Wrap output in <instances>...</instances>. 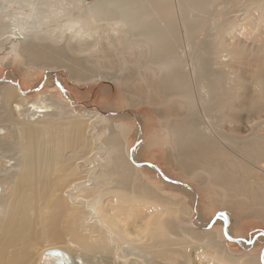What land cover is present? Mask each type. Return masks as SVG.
<instances>
[{
    "label": "bare ground",
    "instance_id": "obj_1",
    "mask_svg": "<svg viewBox=\"0 0 264 264\" xmlns=\"http://www.w3.org/2000/svg\"><path fill=\"white\" fill-rule=\"evenodd\" d=\"M47 1L0 0V43H4L1 42L2 38V41L16 42L13 46L14 58L19 55L26 60L24 66L46 69L49 75L55 71L47 68L66 67L75 81L85 80L87 73L92 72V66L88 65L98 64V69L105 67L106 61L103 60L104 64L95 62L96 59L102 61V53L107 55L108 63L116 59L106 47L102 53L80 57L97 44H91L90 38L86 40L80 36L75 43L77 34L72 30L68 35L42 33L39 27L50 18ZM141 1L143 4L137 6L136 3H140L138 0H94L88 10L97 21L118 22L126 28L132 37L131 45L141 47L149 55L147 62L151 68L160 69L158 81L174 80L166 92L163 90L164 96L179 91L184 101L196 109L193 116L199 114L196 129L191 127V130H186L188 124L183 122L170 129L172 153L181 159L183 167L191 165V161H204L207 163L204 169L215 186L232 192L240 191L239 184L244 182L242 168L248 166L264 173V128L263 134L246 141V136L241 137L240 133L239 136L232 135L236 131L235 124L243 121L241 116H237V110L244 109L242 101L236 103L238 108L232 110L234 115H228L225 119L221 117L222 100L227 98L223 95L226 90L219 84L216 86L213 81L223 74L215 76L207 64L202 65L207 57L202 50L194 53L188 31L193 21L190 17L186 18L188 13L184 12L198 11L204 0H173V9L172 0ZM15 6L17 9L12 11ZM223 57L217 65L222 66L226 62ZM174 59L177 61L170 64ZM14 62L12 59L8 64ZM139 73L146 75L148 82L152 80L145 70ZM55 76L60 79L58 87L61 93L57 94L43 89L30 95L25 93L13 71H8L0 79V193L4 190L2 185L6 181L10 183L6 193L0 194V264H23L25 261H30L28 264H55V257L49 254L53 251L60 253L62 264H198L197 260L203 264H261L257 258L243 259L230 254L222 235L208 231L212 223L202 226L198 224L199 220H194L192 225L188 223L186 230L179 229L175 220L180 218L187 223V211L182 206L184 203H170L154 189L143 185L137 178L139 176L134 175L140 169L130 159L127 160L129 157H120L125 153V146L118 143V135L122 138L119 133L121 126L110 121L115 118L111 116L108 119L105 117L107 113L96 112L94 120L91 117L82 119L83 106L74 103L60 76ZM235 80L229 84L234 96L231 95L230 100L239 97L237 87L240 81L237 79L236 87L233 84ZM126 83L123 79V84ZM35 85L32 89L37 91L39 84ZM152 86L157 90V84L151 83ZM253 95V102L250 103L254 106L256 97ZM62 99L72 101L71 111H68L66 107L69 106ZM207 104L214 107V116L207 114ZM83 112L86 115L90 113L85 109ZM128 114L133 115V112ZM121 116L118 114L116 117ZM222 121L226 124L229 122V126L233 125L234 128L226 130L213 124L219 126ZM95 122H100L98 139L106 144V148L101 144L103 148L99 149L89 137L88 130L96 127ZM181 126L184 127L183 134L179 131ZM5 131L12 134L14 141L6 139ZM185 133L190 137L186 138ZM221 149L227 150L231 159L221 154ZM208 156L226 157V163L232 169H219L222 159L213 168L214 163L208 164L210 159L205 161ZM220 158H216V161ZM81 160L85 164H92V168L81 173ZM120 160H125L126 164ZM234 160L246 166L238 165ZM143 167L151 169L148 165ZM152 169L156 172L159 170L155 167ZM191 169L190 173L193 171ZM159 174L164 175L160 171ZM170 182L175 185L172 180ZM192 192L195 194L194 190ZM195 195H191L192 201L199 196ZM256 198L258 196H250L247 201ZM229 203L239 206L238 201L226 202L227 205ZM197 207L198 204H195L194 209L197 210ZM225 214L221 219L228 224L229 219ZM230 242L235 245L239 241L232 239Z\"/></svg>",
    "mask_w": 264,
    "mask_h": 264
},
{
    "label": "rangeland",
    "instance_id": "obj_2",
    "mask_svg": "<svg viewBox=\"0 0 264 264\" xmlns=\"http://www.w3.org/2000/svg\"><path fill=\"white\" fill-rule=\"evenodd\" d=\"M47 2L50 7V18L48 21L45 20L47 23L45 22L39 27L42 33L49 32L52 35H56L57 33L68 35L72 30V32L77 34L74 37L75 43L80 36L81 38L85 37L84 39L86 40L90 38L91 44H97V47H91L90 52L82 53L80 57L96 55L106 47L107 51L112 52L116 56V59L108 63V59L105 58L106 54L101 52L102 54L100 56L101 58L103 57L102 61L96 59L95 62L104 64V61H106L107 64L105 67H99L98 69V64L88 65L92 66L93 73H87V76L84 77L85 80L81 76L82 80L75 81L71 79L69 69L66 67L58 69L47 68V70L55 71L54 74L49 75L46 69L41 70L39 68L24 66L23 62L26 61L24 57L22 59L21 56L17 55L14 58V44L16 42L11 43L10 40L2 41V38L1 42L4 43H0V79L6 76L8 71H13L16 73L25 93L30 95L43 89V91L50 90L57 94L61 93L58 87V81L60 79L59 77L56 78L55 74L57 76L59 75L68 88L74 103L83 106L81 108L82 119H89L91 117L94 120L93 117L96 118V112L98 114L103 112L107 113L108 116L106 115L105 117L108 119L111 116L115 118L110 121L112 124H119L121 126L122 133H119L122 135V138L118 135L120 137L118 143L125 146V149L123 147L125 153L120 157L122 159L123 157L124 159H126L125 157H129L127 160L129 161L130 159V162L140 169V171L136 170L138 173L134 175L139 176L137 178L142 181L141 183L154 189L168 202H180L181 205L184 203L182 206L187 211L185 216L187 223L182 222L180 218L175 220L179 229L186 230L189 228V224H193L194 220H199L197 222L202 226L212 223L208 231L222 235L230 254L243 257V259H246V257L257 258L260 259V263L262 264L264 258V173L256 168L249 169L248 166L247 168H242L246 165L234 160L236 164L239 165L240 163L243 165L241 167V173L244 182L239 184V187H241L240 191L232 192L213 184L212 179L208 178L207 170L204 169V166L207 165L204 161H201V163H199L200 161L198 163L194 161L196 164L191 161V165L187 164V167L184 168L181 164V159L175 157L173 154L174 149L172 147L173 142H171L170 129L180 123L188 124L186 130H191V127L196 129L199 114L193 117L196 109H193L190 104L188 105L184 101L179 91L169 96H164L166 88L168 89L174 80L170 79L168 82L158 81L160 76H157V74L160 69L155 70L149 66L147 62L149 55L141 47L131 45L132 37H130L129 33L126 32V28H123L121 24L112 21H97L88 10L89 4L92 5L94 0H62L61 2L59 0L58 2L56 0H48ZM138 2L141 3L142 1L138 0ZM140 3H136V5L140 6L143 4V2ZM172 3L173 0L171 1V7L173 9ZM28 4L32 3L29 2ZM13 8L12 11L17 9L16 6ZM182 10L184 11L185 8L182 7ZM27 11L29 12V10ZM184 12L188 13L185 17H190L193 21V24L191 26L189 25L190 29L188 31L190 45L195 48L194 53L202 50V53L207 54L206 59H203L205 62L202 65L207 64L208 68L215 73V76L220 73L223 74V76L219 75L218 79L213 81L216 86L219 84L223 88L225 87L224 90H226L223 95L227 98L226 100H222L223 110L221 117L225 119L228 115H234L233 111H236L237 109L235 108H238L236 103H240L241 101L246 107L252 108L251 110L248 108L246 110L245 106H243V109L239 106L240 104L238 105L242 110H237L239 112L237 116H241L243 121L235 124L237 127L240 126L238 128L235 126L236 131L232 135L237 136L240 133L239 135L241 137L246 136L245 138L247 139L244 140L246 141L255 135L263 134L264 0H204V2L202 1L200 9L198 8V11L191 12L190 10L187 12L185 10ZM125 32L126 34H123ZM222 57L224 58L223 60L226 59V62L222 65L223 67L217 65ZM12 59L15 62L11 65L8 64ZM176 61L174 59L170 64ZM113 62L115 63L114 65H112ZM144 70L147 75L149 74L151 76L152 80L150 82L146 80V75H140L139 72ZM152 71L154 72L153 75ZM204 75H207V73L204 72ZM128 77H130L129 80ZM235 78L236 82L233 81L234 86L237 83V79L240 81V86L236 84V87L238 86L237 88L239 89L237 90L239 97L230 100L229 97L231 95L233 96V94H231L232 88L229 84ZM123 79L128 82V84L126 83L127 85L125 84L126 86L123 84ZM36 83L39 84V88L37 91H34L32 88L36 86ZM151 83L157 84V90H154L153 86L151 87ZM228 89H230V92ZM252 94L256 97L254 106L253 103H250L253 102L251 101ZM62 101L66 106H69V108L66 107L69 111L72 108V101L70 102L66 99H62ZM84 109L90 113L87 115L84 114ZM206 109L209 116H214V107L211 104H207ZM248 110L251 112L249 113ZM128 112H133V115L135 114L136 116L129 115ZM118 114H122L123 116L120 118L116 117ZM252 117L256 118L252 119ZM202 122V124H205L204 121ZM224 123L220 125L217 123L219 126H216V123L213 124L215 127H225L226 130H232L234 128L233 125L229 126V122L223 125ZM95 124V128L92 127L88 130L89 137L92 138L94 143L96 142V147L99 149L102 147L101 144L106 148V144L101 139H98L100 122H95ZM254 126L255 128H253ZM179 131L183 134L184 127H179ZM224 132L226 133L225 130ZM3 134L9 142L14 141L11 133L9 134L5 131ZM188 136L190 137V135H186V138ZM101 152H104V150L101 149ZM220 153L226 155L228 159H231L227 150L221 149ZM216 158L208 156V158L205 157V161L207 159L206 162H208V159H210L208 164L214 163L213 168H215L217 163L221 162L222 159V167L219 169H224L225 167L229 170L232 169L227 165L226 157L224 159L220 158L218 162ZM80 162L81 173L92 168V164H85L84 160ZM120 162H125L126 164L125 160H120ZM144 165L151 166V169L144 168ZM152 167L159 170L156 172ZM191 167V171H193L190 173ZM118 170L116 169V171ZM159 171L164 175L159 174ZM170 180L175 185L169 184L171 183ZM199 180L203 181V183L201 184ZM2 187H4V190L0 193L1 195L5 194L10 188V183L6 181ZM193 190L195 194L197 193L196 195H199L197 198L195 197L194 201H192L193 198H190L192 194L195 195L192 192ZM250 196H258V198L248 202L247 200ZM230 200H232V203L238 201L239 206H231V203L227 205L226 202ZM192 203L194 205L198 204L197 210L194 209ZM164 209H167V204L164 206ZM197 212L199 217L197 216ZM223 213L227 214L225 215L229 219L228 224L221 219L224 216ZM228 225L231 227H228ZM226 230L230 231V240L233 239L239 242L231 245L230 243L232 242L230 240L228 241ZM168 233L172 238H175L172 233ZM244 243H249V245H244ZM193 249H196V246H193ZM192 252L194 253V250ZM27 262L25 261L23 264L30 263V261ZM197 263L203 264L200 260H197Z\"/></svg>",
    "mask_w": 264,
    "mask_h": 264
},
{
    "label": "water",
    "instance_id": "obj_3",
    "mask_svg": "<svg viewBox=\"0 0 264 264\" xmlns=\"http://www.w3.org/2000/svg\"><path fill=\"white\" fill-rule=\"evenodd\" d=\"M50 255H53V257H55L54 259H56L55 260V264H62L63 262H62V260H61V256H60V253L59 252H57V251H53V252H50L49 253ZM43 264H45V263H43Z\"/></svg>",
    "mask_w": 264,
    "mask_h": 264
}]
</instances>
